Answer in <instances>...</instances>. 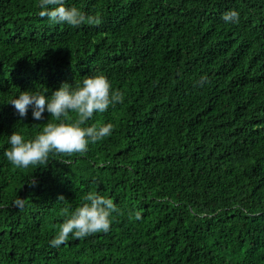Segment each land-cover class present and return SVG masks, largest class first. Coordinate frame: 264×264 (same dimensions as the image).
I'll return each mask as SVG.
<instances>
[{
	"label": "trees",
	"instance_id": "obj_1",
	"mask_svg": "<svg viewBox=\"0 0 264 264\" xmlns=\"http://www.w3.org/2000/svg\"><path fill=\"white\" fill-rule=\"evenodd\" d=\"M67 3L102 22L51 24L38 0H0V264H264V0ZM93 73L125 97L88 122L112 135L11 165L9 135L53 118L21 121L8 102ZM93 191L119 209L110 231L53 246Z\"/></svg>",
	"mask_w": 264,
	"mask_h": 264
},
{
	"label": "clouds",
	"instance_id": "obj_2",
	"mask_svg": "<svg viewBox=\"0 0 264 264\" xmlns=\"http://www.w3.org/2000/svg\"><path fill=\"white\" fill-rule=\"evenodd\" d=\"M38 15L47 18L51 24L79 28L82 25H99L102 19L89 16L78 7L70 6L67 0H38ZM225 22H238L236 11L225 13ZM124 95L115 91L111 81L103 73L86 75L75 84L67 82L53 91L51 95L40 91H20L10 103L23 121L29 109L35 121L50 116L42 129L32 137L14 130L8 137V148L3 155L17 169L28 170L46 167L54 155L82 154L113 133V125L88 122L96 114H103L111 106L124 103ZM60 199H63L61 197ZM17 200V206H22ZM119 209L113 199L98 192H89L83 202L74 210L66 211V219L59 226L53 246L59 247L72 239H85L97 233H107L113 223V214ZM135 220L142 216L135 214Z\"/></svg>",
	"mask_w": 264,
	"mask_h": 264
}]
</instances>
